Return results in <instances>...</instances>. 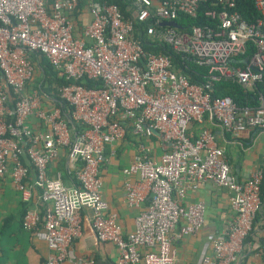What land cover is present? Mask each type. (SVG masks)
<instances>
[{
    "label": "built area",
    "instance_id": "2783aa9c",
    "mask_svg": "<svg viewBox=\"0 0 264 264\" xmlns=\"http://www.w3.org/2000/svg\"><path fill=\"white\" fill-rule=\"evenodd\" d=\"M130 1L133 16L125 18L116 5L85 0L91 20L76 34L80 0H0V177L9 176L25 202L39 191L46 208L43 218L28 211L23 228L47 245L44 264H63L81 235L85 209L96 239L116 246V264H174L170 231L182 221L181 235H197L206 212L202 202L183 206L180 200L211 182L230 192L234 218L200 264H238L246 250L264 254V241L262 246L256 239L247 242L261 209L264 172L257 169L238 182L214 132L219 128L235 137L264 132V0H253L248 19L238 11L237 0ZM207 3L203 16L211 24L188 28L182 23L186 29L181 28L180 16L197 18ZM142 24L152 42L205 66L204 82L191 83L174 70L168 55L145 50ZM34 53L72 81L58 88V95L71 107V120L86 126L79 134L72 136L58 108L42 106L43 96L34 88L40 75ZM83 78L102 86L88 88L79 83ZM222 81L250 93L253 104L238 106L229 97L214 96ZM32 116L42 130L31 129ZM194 127L201 129L192 138ZM152 131L166 146L159 160L143 143ZM128 132L140 141V153L123 170L126 204L140 208L147 195L149 200L135 217L133 231L123 235L116 217L106 214L100 166L106 146ZM61 147L79 163L73 188L63 186L59 173L48 175ZM31 172L33 182L27 184ZM130 176L138 182L131 183ZM73 264L95 262L79 258Z\"/></svg>",
    "mask_w": 264,
    "mask_h": 264
},
{
    "label": "crops",
    "instance_id": "0c3cea01",
    "mask_svg": "<svg viewBox=\"0 0 264 264\" xmlns=\"http://www.w3.org/2000/svg\"><path fill=\"white\" fill-rule=\"evenodd\" d=\"M83 0H80V2ZM85 1V0H84ZM91 20L85 8L74 15L76 34H81L84 26ZM40 75H37V78ZM42 106L47 110L56 108L51 99L43 97ZM28 124L33 131L42 130L39 121L30 117ZM211 128V127H210ZM200 127L190 130V136L195 138ZM72 136L74 131L71 129ZM219 146L231 167V172L238 182H245L251 174L262 169L264 172V132H250L238 137L224 134L219 128L214 130ZM143 143L150 149V157L159 160L163 149L159 135H147ZM140 141L128 132L125 138L112 145L106 146L104 161L100 166L102 179V195L107 203V215L116 217L117 225L123 235L134 229V220L137 214L148 204L140 208H131L126 204L123 170L129 166L133 158L140 153ZM24 163L29 165L24 158ZM79 163L68 156L66 148L58 150L56 158L50 162L48 175L55 177L61 175L63 186L73 188L76 185L74 173ZM131 183H137L136 176L129 177ZM33 182L31 172L27 184ZM261 205L264 213V179L261 186ZM230 192L214 183L201 184L197 190L191 191L180 200L186 206L195 202L205 205V222L201 231L195 236L180 234V221L169 233L172 247L175 249L174 264H200L205 256L211 255L213 240L231 225L234 212L231 208ZM45 204L41 201L39 191H32L29 201H23L21 194L14 187L9 176L0 177V264H44L50 251L47 245L35 237L34 231L23 228L22 222L28 211L36 212L40 218L44 217ZM81 235L74 240L69 250V257L63 264H73L79 258L93 260L95 264H116L118 252L116 246L102 243L95 237L91 226V213L81 210ZM41 223H39L40 227ZM238 264H264V254L246 252L239 258Z\"/></svg>",
    "mask_w": 264,
    "mask_h": 264
},
{
    "label": "trees",
    "instance_id": "16d2710c",
    "mask_svg": "<svg viewBox=\"0 0 264 264\" xmlns=\"http://www.w3.org/2000/svg\"><path fill=\"white\" fill-rule=\"evenodd\" d=\"M105 4H113L116 5L122 15L125 18H131L133 16L134 9L131 5L130 0H99ZM86 2L83 0L79 3L78 10L75 15H77L81 9L85 8ZM210 7V4L207 3L205 6L201 8L197 18H190L186 16H180L179 24L181 28L186 29L182 25L185 24L189 27L191 26H204L211 24V20L207 17L203 16V11L205 8ZM237 9L242 15L243 18L248 19L250 14H253V0H237ZM140 26V39L141 44L145 50L154 52V53H162L168 55L172 61L173 68L176 72H179L185 75L191 83L194 84H202L204 82L203 75L206 73L207 68L205 66H198L191 58H184L179 54H176L170 47L166 45H162L160 43L152 42L145 35V25ZM32 60L37 63L38 70L40 76L37 78L38 81H35L34 88H38L41 95L53 101V104L56 108L60 110L62 117L66 118L68 121L69 127L74 131V133H80L82 130L86 128V126L75 123L69 117L71 107L63 101L58 95V88L68 85L72 81L66 80L64 77L59 76V74L53 69V67L49 64L47 59L38 53L32 54ZM80 84L88 87H101L102 84L100 81H92L87 80L85 78L79 81ZM213 95L216 97H229L231 98L238 106H245L253 104L252 96L250 93H246L239 85L222 81L217 83L214 87ZM150 136L153 135V132H149ZM160 138V137H159ZM160 143L162 146V151L166 150L165 144L162 142L160 138ZM23 160V158H22ZM24 162V160H23ZM262 186V185H261ZM262 188V187H261ZM41 227V225H40ZM253 232L247 238V242H252L255 239L259 241L261 246L264 241V213L262 211V205L260 211L257 213L254 224H253ZM247 250L245 251V253Z\"/></svg>",
    "mask_w": 264,
    "mask_h": 264
},
{
    "label": "water",
    "instance_id": "95a60500",
    "mask_svg": "<svg viewBox=\"0 0 264 264\" xmlns=\"http://www.w3.org/2000/svg\"><path fill=\"white\" fill-rule=\"evenodd\" d=\"M161 26L178 27V25L174 22H163L161 23ZM152 132L159 135L157 131H152Z\"/></svg>",
    "mask_w": 264,
    "mask_h": 264
},
{
    "label": "rangeland",
    "instance_id": "374dc122",
    "mask_svg": "<svg viewBox=\"0 0 264 264\" xmlns=\"http://www.w3.org/2000/svg\"><path fill=\"white\" fill-rule=\"evenodd\" d=\"M36 81H38V80H36Z\"/></svg>",
    "mask_w": 264,
    "mask_h": 264
}]
</instances>
